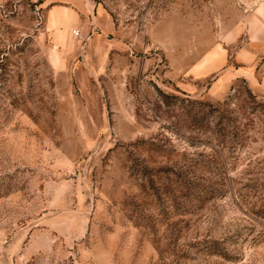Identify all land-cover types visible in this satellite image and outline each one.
<instances>
[{"label": "rangeland", "instance_id": "rangeland-1", "mask_svg": "<svg viewBox=\"0 0 264 264\" xmlns=\"http://www.w3.org/2000/svg\"><path fill=\"white\" fill-rule=\"evenodd\" d=\"M263 76L264 0H0V264H264Z\"/></svg>", "mask_w": 264, "mask_h": 264}, {"label": "crops", "instance_id": "crops-1", "mask_svg": "<svg viewBox=\"0 0 264 264\" xmlns=\"http://www.w3.org/2000/svg\"><path fill=\"white\" fill-rule=\"evenodd\" d=\"M46 26L49 30L58 29L69 31L80 26V10L67 6H53L46 13ZM264 90V76L260 80Z\"/></svg>", "mask_w": 264, "mask_h": 264}, {"label": "built area", "instance_id": "built-area-1", "mask_svg": "<svg viewBox=\"0 0 264 264\" xmlns=\"http://www.w3.org/2000/svg\"><path fill=\"white\" fill-rule=\"evenodd\" d=\"M73 36H75L76 38H77V37H80V33H79V31H78V30H74V31H73Z\"/></svg>", "mask_w": 264, "mask_h": 264}]
</instances>
